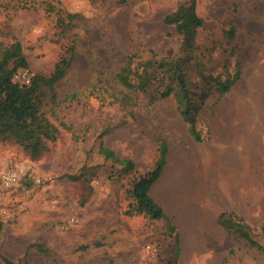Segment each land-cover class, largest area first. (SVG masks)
<instances>
[{
	"label": "rangeland",
	"instance_id": "374dc122",
	"mask_svg": "<svg viewBox=\"0 0 264 264\" xmlns=\"http://www.w3.org/2000/svg\"><path fill=\"white\" fill-rule=\"evenodd\" d=\"M188 2L0 0V49L17 40L31 77H49L63 60L70 64L54 98L46 89L42 101L58 128L47 152L31 160L16 144L0 141V171L24 168L30 179V186L24 178L0 188L4 257L32 264H264L258 235L264 222V0H195L203 25L185 67L190 89L198 93L211 86L206 80L232 77L239 63L231 88L212 89L199 107L203 140L191 137L173 95L151 99L173 83L154 79L148 94L114 84L127 58L137 67L178 52L180 37L163 19ZM121 92L131 107L113 101ZM161 143L167 153L159 178L168 187L159 191L162 199L169 201L174 185L181 203H191L203 218V252L196 256L180 257L178 233L164 219L125 215L135 202L133 184L155 167ZM100 144L132 160L134 170L125 173L105 159ZM37 176L42 183L33 182ZM222 213L242 219L262 249L219 224ZM38 244L47 253L30 246Z\"/></svg>",
	"mask_w": 264,
	"mask_h": 264
},
{
	"label": "trees",
	"instance_id": "16d2710c",
	"mask_svg": "<svg viewBox=\"0 0 264 264\" xmlns=\"http://www.w3.org/2000/svg\"><path fill=\"white\" fill-rule=\"evenodd\" d=\"M163 21L167 25H172L175 33L180 37L178 52L174 54L170 51L159 59L150 58L142 61L137 67L132 65L133 60L129 57L116 72L114 84L120 89L148 94L147 89L154 79L173 83V86L166 84L158 91L157 96H152L151 99H165L173 95L178 113L188 125L189 134L195 141H201L203 136L196 127L199 107L212 89L218 93H225L231 88L239 78V63L236 64V71L232 77L206 80L205 82L211 86L202 88L198 93L192 91L186 79L185 67L189 65L187 61L191 57L196 32L203 25V20L195 12V0L178 5L175 10L164 17ZM21 50V44L17 40H13L9 45L0 49V141L16 144L31 160H37L47 152V143H53L58 136V128L42 111L45 90L47 89L54 98L55 84L63 77L65 68H68L70 64L69 60H63L62 65L56 66L49 77L35 75L31 77L28 85H19L13 81V75L17 70L28 67V62ZM112 96L113 101L118 102L122 108L133 105L131 98L123 92ZM166 149V144L161 143L157 150L159 156L155 167L134 182L130 193L135 202L128 206L125 215L142 214L151 220L164 219L167 229L172 232L174 228L170 224L171 221L165 217L162 208L154 203L149 195L151 186L159 178L165 165ZM97 152L105 159L108 158L118 164L125 173L134 170L135 165L132 160L119 158L102 144L99 145ZM24 180L25 187L30 186L28 182L30 179L26 177ZM218 221L232 235L244 239L249 247L262 249L255 235L251 233L250 227L238 216L231 213L226 216L222 213ZM2 227L3 223L0 220V233ZM258 235L264 238V222L259 227ZM30 246L47 253V250L40 244ZM0 261L3 264H32L28 260L14 262L4 257L1 252Z\"/></svg>",
	"mask_w": 264,
	"mask_h": 264
},
{
	"label": "crops",
	"instance_id": "0c3cea01",
	"mask_svg": "<svg viewBox=\"0 0 264 264\" xmlns=\"http://www.w3.org/2000/svg\"><path fill=\"white\" fill-rule=\"evenodd\" d=\"M163 177L164 176L161 175V177L151 186L149 194L151 198L153 197L156 199L157 203L160 204L165 217L171 221V226L174 228V231L178 233L180 257L182 258L184 256V258H186L188 256H196L199 252H203V218H196L195 214H197V210H195V207H193L191 203H181V198L174 193V185L170 194L171 197H166L169 201L162 199L164 198L163 193L159 191L167 187ZM174 177L176 178L178 175H174ZM171 183H168L167 185L169 186ZM167 192H169L168 189ZM167 192L166 195H168ZM173 197L176 199V206L169 203L174 201ZM191 214L193 219H191ZM212 217H214V214H212ZM172 218L175 219L174 222ZM157 221H162V219ZM163 222H165L164 224L167 227L166 221L163 220ZM195 225L198 228H194Z\"/></svg>",
	"mask_w": 264,
	"mask_h": 264
},
{
	"label": "built area",
	"instance_id": "2783aa9c",
	"mask_svg": "<svg viewBox=\"0 0 264 264\" xmlns=\"http://www.w3.org/2000/svg\"><path fill=\"white\" fill-rule=\"evenodd\" d=\"M13 81L19 85H28L31 81V75L28 73L27 69H19L13 75ZM27 177L26 170L19 167L6 168L0 171V188L9 189L17 186L24 178ZM33 182L36 184L42 183L40 177H34ZM72 221V220H71ZM147 251L151 253L155 252L154 247L150 245L145 246Z\"/></svg>",
	"mask_w": 264,
	"mask_h": 264
}]
</instances>
